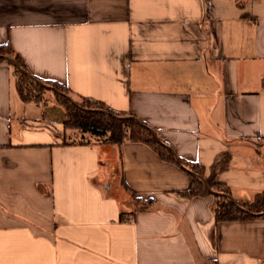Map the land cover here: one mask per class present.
Returning a JSON list of instances; mask_svg holds the SVG:
<instances>
[{
	"label": "crops",
	"instance_id": "0c3cea01",
	"mask_svg": "<svg viewBox=\"0 0 264 264\" xmlns=\"http://www.w3.org/2000/svg\"><path fill=\"white\" fill-rule=\"evenodd\" d=\"M2 43L133 112L234 200L264 192V0H0ZM13 74L0 64V264H264V219L216 222L144 144H64L63 108L25 103Z\"/></svg>",
	"mask_w": 264,
	"mask_h": 264
},
{
	"label": "trees",
	"instance_id": "16d2710c",
	"mask_svg": "<svg viewBox=\"0 0 264 264\" xmlns=\"http://www.w3.org/2000/svg\"><path fill=\"white\" fill-rule=\"evenodd\" d=\"M11 60L17 65L14 66ZM2 62H7L13 68L16 89L25 103H41L45 100L46 91L53 92L56 104L65 112L62 123L64 144H114L118 147L124 143L144 144L157 153L161 160L180 167L188 175L191 185L187 190L179 192L181 196L190 200L196 196H214L216 222L264 219V192L257 193L250 202L234 200L226 185L208 184L205 181L204 166L175 153L151 125L144 123L133 112H116L91 98H72L74 95L65 84L42 80L31 74L21 56L15 53L9 43L0 45V64ZM153 202L152 199H138L137 210L148 211V205ZM125 215L121 213V220H127Z\"/></svg>",
	"mask_w": 264,
	"mask_h": 264
},
{
	"label": "rangeland",
	"instance_id": "374dc122",
	"mask_svg": "<svg viewBox=\"0 0 264 264\" xmlns=\"http://www.w3.org/2000/svg\"><path fill=\"white\" fill-rule=\"evenodd\" d=\"M46 97H48V98H51V99H55L54 98V94H53V92H51V91H46V93H45V95H44V98H46ZM72 98H75V99H79V98H77L75 95L74 96H71ZM61 109V108H60ZM62 110V109H61ZM118 177H119V172H117L116 171V174H115V178L116 179H118Z\"/></svg>",
	"mask_w": 264,
	"mask_h": 264
},
{
	"label": "water",
	"instance_id": "95a60500",
	"mask_svg": "<svg viewBox=\"0 0 264 264\" xmlns=\"http://www.w3.org/2000/svg\"><path fill=\"white\" fill-rule=\"evenodd\" d=\"M11 62L14 64V66H16L17 64H15V62H13L12 60H11ZM35 81H38L36 78H33ZM215 193V192H214Z\"/></svg>",
	"mask_w": 264,
	"mask_h": 264
},
{
	"label": "built area",
	"instance_id": "2783aa9c",
	"mask_svg": "<svg viewBox=\"0 0 264 264\" xmlns=\"http://www.w3.org/2000/svg\"><path fill=\"white\" fill-rule=\"evenodd\" d=\"M253 2H258L259 0H252Z\"/></svg>",
	"mask_w": 264,
	"mask_h": 264
}]
</instances>
